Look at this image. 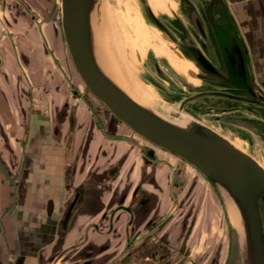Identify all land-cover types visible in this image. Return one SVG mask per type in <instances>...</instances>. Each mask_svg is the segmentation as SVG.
Returning <instances> with one entry per match:
<instances>
[{"label":"crops","instance_id":"crops-1","mask_svg":"<svg viewBox=\"0 0 264 264\" xmlns=\"http://www.w3.org/2000/svg\"><path fill=\"white\" fill-rule=\"evenodd\" d=\"M225 1L245 69L264 91V0ZM39 2L0 0V264H14L19 254L23 264H174L186 228L174 206L179 161L160 148L147 159V140L94 101L74 100L67 144L64 104L74 78ZM148 33L140 34L151 50L165 47ZM134 53L139 61L141 50ZM75 192L79 200L65 217Z\"/></svg>","mask_w":264,"mask_h":264},{"label":"rangeland","instance_id":"rangeland-1","mask_svg":"<svg viewBox=\"0 0 264 264\" xmlns=\"http://www.w3.org/2000/svg\"><path fill=\"white\" fill-rule=\"evenodd\" d=\"M32 1L36 4H39V1H41L48 6V12L44 10L41 12L42 14L44 13V16L52 18L58 35L63 42L70 69L69 73L74 78L71 87L77 89L80 93L82 92L80 99L83 101L90 102L91 104L93 103L94 105L97 103L99 106H103L96 101L88 91L71 62L60 25V0ZM153 1L161 8V10L155 13L157 18L163 24L167 25L171 33L175 36H178L180 33L182 34V32L179 24L171 18V12L164 11V7H166L164 6L165 1H168L169 4L173 6L182 19L181 25L188 29L189 33L193 35L194 30L187 21L188 18L185 13L187 12V7H184V4L187 1L194 5L200 17L204 19L213 18L222 20L227 26V34L233 33L234 35H238L236 27L232 25L234 22L232 21V16L225 0ZM99 2L101 6L100 23L104 25V28L109 27L111 34L110 41L115 45V47L113 45L111 51L114 52L117 48L118 52L116 51V59L120 60L122 63L123 71L120 72L119 69H116L117 67L114 59L112 65L116 71L122 73L116 76L119 77V82L129 93L142 103L150 106L158 114L181 126H187L191 120L207 125L264 167V139L253 130L235 122L237 118L250 122L264 120L260 112V110L264 111L263 106L244 103L243 106L245 108L240 109V111L221 114V116L227 117L229 120L227 118L224 120L228 121L214 120L213 115L208 114L206 112L207 109H205L207 101L214 98L200 96L205 94L202 93V91L204 90V84H207L206 80H204L207 76H201L198 73L201 70L191 60L185 57L180 50L176 48V45L150 20L145 12L143 0H99ZM179 6H181L183 11L180 10ZM140 22L144 27H146L145 23H147L148 29L150 28L151 30L143 28ZM99 27L101 26L99 25L98 29ZM105 30L103 29L101 32L104 37H106L104 33ZM147 30L149 32L152 31L153 36L156 37V41L157 38H159L165 44L164 48L155 45V43L153 45V47L163 55H159L153 51L155 49L153 47V50H151L142 40L140 33L142 31L148 33ZM138 36L140 39L137 38ZM154 37H149L150 41L153 42ZM196 39L198 44L202 43L199 38L196 37ZM137 40L138 42H136ZM141 41L144 46L141 44ZM127 48L131 49L133 56L137 55V53H134V50L137 51L138 54L141 50V58L137 61L142 68L141 70L133 66L127 57ZM170 51L183 61L180 66V72H183L182 70L185 68L187 73H178V71L168 65L167 62H169V60L172 61L173 64V61L181 62L173 57L174 55ZM104 54L106 55L107 53L105 52ZM212 54L215 60H217L216 62H218L217 51L214 48ZM154 56L156 57L159 67L168 77L169 82L161 78L155 71L153 62ZM244 58L245 62H247L245 54ZM246 74L248 80L251 81V75L247 70ZM255 92L257 94L264 93V91L259 90H255ZM215 100L217 102L220 101L216 98ZM231 104L232 102L230 100H225L223 106H230ZM186 174H193L192 176L194 179L201 183L195 186L194 195H196L198 199H196L197 201L195 200V228L191 229V234L187 241V249L184 252L185 256L180 260L181 264H228L231 256H233L235 264H242L245 253L243 248L242 227L241 225L239 226L240 221L238 216L236 224L230 219V213L235 211L230 200L214 184L209 182L202 183L203 175L201 176L198 170L189 167ZM206 190L207 193L205 192ZM168 262L169 261H165L166 264H168Z\"/></svg>","mask_w":264,"mask_h":264},{"label":"water","instance_id":"water-1","mask_svg":"<svg viewBox=\"0 0 264 264\" xmlns=\"http://www.w3.org/2000/svg\"><path fill=\"white\" fill-rule=\"evenodd\" d=\"M99 0H60V25L71 62L92 96L117 120L152 144L161 147L192 164L230 200L241 222L244 259L242 264H264V169L248 154L235 147L229 140L207 125L195 120L187 126L176 125L145 104L125 93L101 69L95 56L94 25H99L101 6ZM143 6L150 20L176 46L173 35L157 18L147 0ZM191 20L204 36L197 14ZM231 21V20H230ZM141 38L148 46L146 38ZM188 48V47H186ZM191 61L201 70L218 73L197 48H192ZM127 57L141 70L135 57L128 50ZM119 66L120 61L117 60ZM157 74L169 82L168 77L153 57ZM245 75V64L240 62ZM264 100V93L258 94ZM251 128L250 125L240 122ZM257 133L264 139V125L258 124ZM75 192L68 204L65 217L79 200ZM19 254L14 264H23ZM228 264H235L233 256Z\"/></svg>","mask_w":264,"mask_h":264},{"label":"flooded vegetation","instance_id":"flooded-vegetation-1","mask_svg":"<svg viewBox=\"0 0 264 264\" xmlns=\"http://www.w3.org/2000/svg\"><path fill=\"white\" fill-rule=\"evenodd\" d=\"M187 1V0H186ZM208 5V4H207ZM184 7H187L186 16L188 18V22L194 30V35L189 33L188 29L184 28L182 24V19L177 11H174L172 8L170 12L172 14L171 18L179 24L182 34L180 33L178 36L171 33L169 27L163 24L169 32L173 35L176 42L183 46H176L180 50V52L191 59L193 56L192 48H197L201 51V53L205 56L207 61L211 63L213 67L216 68L218 73H211L209 71L201 70L198 72L201 76L205 75L207 78V84H204V90L202 91L201 97H213L214 99H210L207 101V109L208 114H212L214 120L217 121H228L227 117L221 116L223 113H231L234 111H240V109H244V103H249L253 105H262L264 108V100H261L258 97V94L255 92V88L252 84V80H248V77L245 75L243 69L240 66V62L245 64L244 58V46L242 44V40L238 35H234L233 33L227 34V26L225 25L224 21L216 20V19H204L200 17L197 12V9L194 7L193 4L188 3V1L184 4ZM180 10L183 11L181 6H179ZM208 10V6H207ZM197 13L199 20L201 22L202 30L204 36L200 33V31L195 27L191 20V12ZM33 16V14H32ZM232 22V21H231ZM235 27V25L232 23ZM197 38L200 39L202 43H197ZM188 47V48H186ZM213 48L217 51V60H215L212 50ZM169 66L171 64L167 62ZM172 67V66H171ZM173 68V67H172ZM174 69V68H173ZM175 70V69H174ZM246 70V69H245ZM177 71V70H176ZM179 73V72H178ZM180 75V74H179ZM182 75V74H181ZM187 81V80H185ZM82 93V92H81ZM81 93L77 91V89L71 87L69 91V98L71 99L68 105L65 103V107L69 108L68 114V126L69 132L72 130V127L75 123V108H74V100L83 101L80 99ZM204 95V96H203ZM198 96V97H200ZM216 99L220 101L217 102ZM225 100H230L232 104L230 106H223ZM98 101V100H96ZM87 102V101H85ZM99 102V101H98ZM88 103V102H87ZM67 105V106H66ZM214 112V113H213ZM262 117L264 118V111L260 110ZM227 118L228 120H224ZM235 122L240 124V122L244 124H248L251 126V130L257 131L258 124H263L264 122L261 121H247L244 119H236ZM57 131V127H54V132ZM140 136V135H139ZM143 138V137H142ZM145 139V138H144ZM146 140V139H145ZM71 141V132L67 141V144H70ZM149 146L145 150V157L149 160H153L156 156L155 150L156 148H160L166 152L172 154L180 163V168L178 170V179L180 190L175 194L174 197V206L177 210L180 211L181 222H184L186 228L184 229L185 235L184 239L179 245V248L174 253V264H181V258L184 257V252L187 249V241L191 234V229L195 228V208H196V201L197 196L195 194V186H198L200 181L194 179L191 175L186 174V171L189 167L196 169L192 164L188 163L187 161L183 160L179 156L173 154L170 151H167L161 147H158L147 140ZM199 171V170H198ZM200 172V171H199ZM201 176L203 175L200 172ZM190 176V177H189ZM203 180L202 183L209 182L204 176H202ZM210 183V182H209ZM183 185H186L183 187ZM201 185V184H199ZM207 193V190L205 191ZM197 199V200H196ZM200 199V196H199ZM196 200V201H195ZM155 223L154 221H149V224ZM162 223V222H160ZM159 224V223H158ZM165 223H163L164 225Z\"/></svg>","mask_w":264,"mask_h":264},{"label":"bare ground","instance_id":"bare-ground-1","mask_svg":"<svg viewBox=\"0 0 264 264\" xmlns=\"http://www.w3.org/2000/svg\"><path fill=\"white\" fill-rule=\"evenodd\" d=\"M99 2V1H98ZM101 26L99 27L98 29V26ZM99 25H94V36H95V56H96V59H97V62L99 64V66L101 67V69L105 72V74L115 83L117 84L125 93H127L130 97H132L134 100L138 101L139 103L141 104H145V103H142L140 100H138L137 98H135L131 93H129L126 88L119 82V77L118 74H122V73H119L118 71H116V69H119V71H123V66H122V63L121 65L119 66V63H118V59H116V51H117V48L114 50V52L111 51V48H113V43H111L110 41V38H111V34H110V30H109V27L107 28H104L101 23H99ZM105 30L104 33L106 35V37L103 36V33L101 34L102 30ZM144 32V31H143ZM101 36V37H100ZM108 36V37H107ZM115 47V45H114ZM107 53L106 55L104 53ZM118 52V51H117ZM113 59L115 60V65H116V69L113 67L112 65V61ZM120 61V60H119ZM174 64L176 66H181V62H178V61H173ZM115 75V76H114ZM117 75V76H116ZM141 99V98H140ZM147 105V104H145ZM148 106V105H147ZM150 107V106H148ZM151 108V107H150ZM152 109V108H151ZM153 110V109H152ZM155 111V110H153ZM156 112V111H155ZM157 113V112H156ZM158 114V113H157ZM159 116H161L162 118L170 121L169 119L163 117L162 115L158 114ZM176 125H179L177 124L176 122H173V121H170ZM181 126V125H179ZM183 127V126H182ZM235 146V145H234ZM236 147V146H235ZM239 149V148H238ZM242 151V150H241ZM243 152V151H242ZM245 153V152H244ZM255 160V159H254ZM256 161V160H255ZM257 162V161H256ZM258 163V162H257ZM259 164V163H258ZM260 165V164H259ZM261 166V165H260ZM263 169L264 167L261 166ZM204 176V175H203ZM205 177V176H204ZM206 178V177H205ZM207 179V178H206ZM210 182V181H209ZM211 183V182H210ZM230 219L231 221L234 222V224L237 223V215H236V211H234L233 213L231 212L230 213ZM240 221V220H239ZM241 225V222H239V226Z\"/></svg>","mask_w":264,"mask_h":264}]
</instances>
